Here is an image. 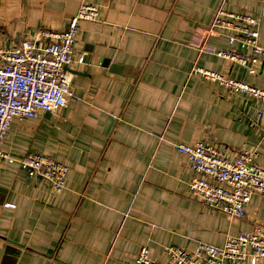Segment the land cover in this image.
<instances>
[{"label":"crops","instance_id":"obj_1","mask_svg":"<svg viewBox=\"0 0 264 264\" xmlns=\"http://www.w3.org/2000/svg\"><path fill=\"white\" fill-rule=\"evenodd\" d=\"M88 1L100 15L79 22L74 58L84 62L69 69L67 107L15 118L4 138L0 264H133L143 245L167 262L166 246H221L264 227V194L251 196L243 217L207 205L190 193L194 172L176 149L202 140L226 157L256 151L264 168V103L191 73L202 67L264 89V57L250 73L214 51L251 49L207 33L222 7L255 17L264 46V0ZM80 2L0 0V46L63 30ZM26 152L67 164L66 188L54 193L27 175L18 165Z\"/></svg>","mask_w":264,"mask_h":264},{"label":"built area","instance_id":"obj_2","mask_svg":"<svg viewBox=\"0 0 264 264\" xmlns=\"http://www.w3.org/2000/svg\"><path fill=\"white\" fill-rule=\"evenodd\" d=\"M99 15L96 4L81 0L63 30H41L34 38H24L11 47L0 46V161L11 159L2 145L13 119L33 118L40 112L67 107L72 96L69 69L74 62H84L81 56L74 58L79 22L95 21ZM207 33L224 34L230 46L237 42L243 49H251L256 55L231 48L214 51L218 57L240 64L250 73L254 72L251 64L258 62L257 57H264V46L258 43V21L251 15L220 7ZM40 39L44 41L40 43ZM191 73L264 103V89L246 81L202 67H194ZM257 117H261V112ZM176 149L186 157L194 172L188 183L190 193L207 205L228 215L243 217L251 196L264 194V168L255 163L256 151L241 149L234 156L226 157L214 144L202 140L178 144ZM18 165L30 177L47 181L54 193L66 188L69 167L64 162L26 152L18 159ZM163 253L167 262L153 259L149 248L143 245L133 264H256L264 259V227L255 226L247 233L230 235L221 246L199 242L189 251L170 245L163 248Z\"/></svg>","mask_w":264,"mask_h":264}]
</instances>
